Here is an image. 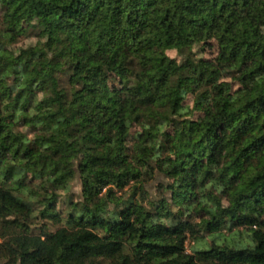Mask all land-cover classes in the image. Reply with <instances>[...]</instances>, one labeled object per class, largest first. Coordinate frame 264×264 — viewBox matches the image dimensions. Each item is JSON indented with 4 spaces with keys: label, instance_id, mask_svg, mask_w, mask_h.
<instances>
[{
    "label": "trees",
    "instance_id": "obj_1",
    "mask_svg": "<svg viewBox=\"0 0 264 264\" xmlns=\"http://www.w3.org/2000/svg\"><path fill=\"white\" fill-rule=\"evenodd\" d=\"M0 261L264 264V0H0Z\"/></svg>",
    "mask_w": 264,
    "mask_h": 264
},
{
    "label": "rangeland",
    "instance_id": "obj_2",
    "mask_svg": "<svg viewBox=\"0 0 264 264\" xmlns=\"http://www.w3.org/2000/svg\"><path fill=\"white\" fill-rule=\"evenodd\" d=\"M217 53V47L216 45L212 44L211 46L207 47V51L205 52V56L209 57V58H213L215 56V54ZM169 54L171 56H176V51L172 50L169 51ZM114 83H119V81L117 79L113 80ZM71 192L78 197L80 192H81V185H80V181L77 179L72 183V187H71ZM192 243L188 244V251H190V247H191ZM0 264H4L2 261H0Z\"/></svg>",
    "mask_w": 264,
    "mask_h": 264
}]
</instances>
